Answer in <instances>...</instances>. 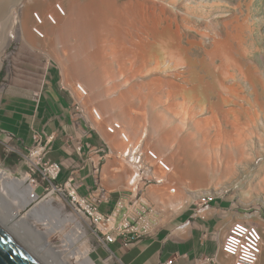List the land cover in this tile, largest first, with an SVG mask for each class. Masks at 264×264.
Here are the masks:
<instances>
[{
	"label": "bare ground",
	"instance_id": "6f19581e",
	"mask_svg": "<svg viewBox=\"0 0 264 264\" xmlns=\"http://www.w3.org/2000/svg\"><path fill=\"white\" fill-rule=\"evenodd\" d=\"M252 4L0 0V70L12 38L49 50L79 100L99 108L88 111L113 141L107 184L135 194L142 175L156 181L148 200L166 220L202 194H224L231 187L245 206L264 204V63L255 56ZM137 111L142 113L135 116ZM113 118L120 128L110 133L107 122ZM0 183V219L28 249L47 264H71L69 248L72 256L84 255L73 247L85 235L81 226L65 234L61 223L69 219L50 201L21 215L32 200L23 179L0 168ZM235 215L251 223L262 219L259 213ZM70 222L76 227V220ZM52 231L65 248L53 244ZM261 234L258 264H264V228ZM90 262L85 258L82 264Z\"/></svg>",
	"mask_w": 264,
	"mask_h": 264
},
{
	"label": "crops",
	"instance_id": "0c3cea01",
	"mask_svg": "<svg viewBox=\"0 0 264 264\" xmlns=\"http://www.w3.org/2000/svg\"><path fill=\"white\" fill-rule=\"evenodd\" d=\"M35 67L42 68L41 65ZM32 74L41 83L38 93H20L14 86L0 101V141L1 132L11 135L14 148L26 153L35 144L34 131H39L47 145L45 160L57 161L61 165L59 181L74 178L79 184V193L88 196L95 191L97 178L91 147L104 149L106 141L102 135L87 133L79 119L80 114L76 113L74 101L63 90L52 69ZM19 152L6 153L4 159L8 167L14 169V174L25 178L30 169ZM118 190L110 191L111 201H103L100 206L105 213H116V228L129 215L138 216L142 202L146 203L132 200L134 193L125 196ZM214 201L206 218H192L194 207L169 220H163V215L160 218L157 212L148 213L146 219L151 222V231L125 244V237L116 229L117 240L109 247L120 264H232V258L226 256L221 248L230 225L239 220L235 214L240 212L230 204L226 205V201ZM190 218L191 224L180 228Z\"/></svg>",
	"mask_w": 264,
	"mask_h": 264
},
{
	"label": "rangeland",
	"instance_id": "374dc122",
	"mask_svg": "<svg viewBox=\"0 0 264 264\" xmlns=\"http://www.w3.org/2000/svg\"><path fill=\"white\" fill-rule=\"evenodd\" d=\"M250 6H251V12L254 15L253 18L255 19V25H256V30H257V33H256L257 35L255 38L257 39L258 51L256 52L255 56L257 59L259 57L260 63H264V0H253V4ZM0 36H1V24H0ZM28 42L29 41H27V40L25 41V39H22L21 37L12 38V40H11V43L7 49V52L9 51V53L6 52L7 58L4 59V62L2 65L3 67L0 70V101L2 100L3 95L10 93V91H12V89H14V86L16 87L17 91H19L20 93L26 92L29 95L36 94V92L38 93L41 83L39 81L35 80L32 72L40 70V72L42 73V72L46 71V69H48V70L52 69V73L55 72L56 73L55 75L57 76V78H59V81H60L59 83L63 87V90L66 91L70 95L71 99L74 101V107L76 108V113L78 112L80 114L79 119H80L82 125L84 126V128L87 130V133H92L93 135H97V136L102 135V137L106 141V147L104 148V150H102V152H100V153H94L93 152L91 156L93 157L94 162L97 164L96 166L93 167V169L97 172V178L95 177L96 184H95L94 188H95V190H98V191L100 190L99 188H101L102 195L104 196L103 201H105V203L110 202L111 200L109 198L110 197L109 192L114 190V189H112L107 184V178H106L107 176H106L105 172H106V170H107L106 168H108L110 162L115 159L113 156L111 157L112 154L110 152L111 148H113V145H112L113 141L111 142V140H109L102 133H100V131L97 129V127L93 124V121L91 119V115L89 114L90 110L88 111V109H92L95 107L98 110H99V108H97V105H95V104L92 105L91 108H89V107L86 108L85 104H83V102H81V100H79L77 95H75L73 90H71V87L68 86L67 81L65 79L63 67L61 66V63L59 62V60L55 56L53 58V54L49 50H48V52H50V53L46 52V50H47L46 48H44V47L42 48L41 46L39 48L38 47L39 45L35 46L34 44L32 46V44L30 42L29 43ZM89 50L91 51V50H95V49H93L92 47H89ZM260 54H261V56H260ZM55 58H56V60H55ZM123 60L124 59H122V61ZM126 61H128V60H126ZM39 65H41V67H42L41 69H37L35 67V66L38 67ZM121 77L125 78V75H123ZM137 112L138 113H137V115L135 114V116H138V114L141 111H137ZM134 113H136V111H134L133 114ZM113 119H114L113 121L107 122V126L109 124L108 127H112L114 129L115 124H113L112 122L115 121V123H118L119 119H115V118H113ZM123 126H125V125H123ZM124 128H125V130H127L126 127H124ZM125 130H122V131L127 133L128 130L127 131H125ZM110 133H112V132H110ZM13 144H15V142H13L12 136L11 135L7 136V135L3 134V132H1L0 168L6 170L9 175L18 176L20 174H14V169L8 167V165L5 163V159H4V156L6 153L8 155L15 154V152H13V151H8V148H9L8 146L14 147ZM44 144H46V143H44ZM153 146L154 145H150V149H155L154 148L155 146L154 147ZM26 153H28V151ZM2 154H3V156H2ZM22 164H23V162H22ZM21 176L22 175H20L19 178H21ZM141 177L146 178L144 175H142ZM139 181L140 182L137 186L138 187L137 193L135 194V197L132 198V200H134V201L135 200H143L154 209V213L155 212L158 213V209L156 208L157 205L155 204V202L153 200H152V202H151V200H148L149 189H151V187L153 185H156L157 182L154 181L153 183H147V185H146L142 179H140ZM172 186H174V185H172ZM1 187H2V184L0 183V188ZM104 189H105V191H103ZM129 190L130 189L118 190V191H121L122 194H124L125 196H131L132 191L131 190L129 191ZM215 195H219V194H215ZM223 195L225 196V197L223 196L224 198L218 197L217 199L222 200V201H226V203H225L226 205L230 204L229 206H232L235 210L242 213L243 215L245 213H249V214L259 213L261 215L262 219L257 220V222L254 221L252 223L255 224V222H256V225L257 226L259 225L258 227L260 228L261 231H263V228H264V204L259 202V203H251V204L245 206L242 202L243 196L241 194H238L237 192H235L232 187L228 190H225V193ZM194 202L184 210L196 207V204L198 201L195 200ZM53 204L55 206H58V208H60V206H61V205H56L55 202ZM142 205H145V204L142 202ZM32 207L33 206L31 204H29V206L24 207L22 212H21V215L22 214L26 215L27 214L26 212L30 211ZM184 210H182V211H184ZM162 215H163V220H165V213H163V214L161 213L160 218H162ZM67 223H68V221L65 222L64 224L61 223V227L63 228L62 230L64 231L65 234H72L74 228L76 229V227L71 226L72 231L70 232V230L68 229V227L66 225ZM70 224H73V223H70ZM38 226L40 228H43V226L41 224H38ZM84 230H86L85 231L86 234L83 237H81V240H76V242L73 246L75 248H78V250H80L81 252H83L84 255H82L81 258L76 257V256H72L71 249L69 248L68 250H66L67 257L69 258V261L71 264H82V261L85 258L87 260L91 261L90 262L91 264H120L117 256H114L111 248L108 247L107 244L103 243L100 240V238L97 236V234H99V232L98 231L95 232V227L93 225H90V224L85 225ZM49 237L53 241V244L57 245L58 248H65L64 246H62L64 241H63V239H61V237H59L57 232H55V231L50 232Z\"/></svg>",
	"mask_w": 264,
	"mask_h": 264
},
{
	"label": "built area",
	"instance_id": "2783aa9c",
	"mask_svg": "<svg viewBox=\"0 0 264 264\" xmlns=\"http://www.w3.org/2000/svg\"><path fill=\"white\" fill-rule=\"evenodd\" d=\"M115 128H120L119 123L115 124ZM109 131L114 132V129L109 127ZM33 138L35 144L29 148L26 154L20 153L14 147L8 146V151L19 152L25 164L29 166V173L22 179L24 184L28 187V196L32 199L31 203H29L33 206L31 209H33L38 202L50 201L51 208L59 209V211L69 219L66 225L70 232L74 226L71 227L70 219L76 220V228L77 226H81L82 230L85 229V225H93L95 227V232H99L97 236L103 243L107 244L108 247L117 240V235H115L116 229L118 234L125 237V244H130L138 240L143 234L151 231V222L146 219V216L148 213L153 212L154 209L149 204L145 203V205L141 207L138 216L133 217L129 215L116 228V213H105L100 208L104 199L101 188H99V191L95 190L91 192L88 196H83L79 193V184L74 178L60 182L59 176L62 169L60 163L57 161L51 162V160H45L47 156V145L44 144L43 136L39 131H34ZM91 150H93L94 153H100L104 149L92 146ZM148 152L150 156L156 158V154L152 149ZM131 156L132 158L133 156L138 157L136 158L137 163L141 160L140 154L138 153L131 154ZM161 164L166 167L164 163L161 162ZM141 172L143 173V171ZM15 177L18 178L19 175H15ZM141 179L146 185L147 183L154 182L150 178L141 177ZM223 196V194L215 195L212 193L199 196V198L196 199L198 201L196 207H194L192 211V218H206L213 208L214 200L218 197L224 198L225 196ZM54 202L56 205H61L60 208L55 206L53 204ZM244 215L248 216L249 213H245ZM192 218L184 221L180 225V228L188 227L191 224ZM112 222H114L113 225L109 227ZM85 231L86 230H84V232ZM261 233L262 231L256 224L247 220H236L230 225L224 236L221 251L226 256L232 258V264H258L263 244V234Z\"/></svg>",
	"mask_w": 264,
	"mask_h": 264
},
{
	"label": "water",
	"instance_id": "95a60500",
	"mask_svg": "<svg viewBox=\"0 0 264 264\" xmlns=\"http://www.w3.org/2000/svg\"><path fill=\"white\" fill-rule=\"evenodd\" d=\"M0 264H47L0 219Z\"/></svg>",
	"mask_w": 264,
	"mask_h": 264
},
{
	"label": "trees",
	"instance_id": "16d2710c",
	"mask_svg": "<svg viewBox=\"0 0 264 264\" xmlns=\"http://www.w3.org/2000/svg\"><path fill=\"white\" fill-rule=\"evenodd\" d=\"M2 156H3V154H2Z\"/></svg>",
	"mask_w": 264,
	"mask_h": 264
}]
</instances>
